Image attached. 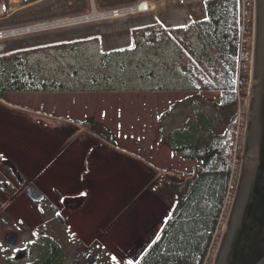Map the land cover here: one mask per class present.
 Returning a JSON list of instances; mask_svg holds the SVG:
<instances>
[{"label": "rangeland", "instance_id": "374dc122", "mask_svg": "<svg viewBox=\"0 0 264 264\" xmlns=\"http://www.w3.org/2000/svg\"><path fill=\"white\" fill-rule=\"evenodd\" d=\"M94 2L100 13L144 2H149L151 8L121 17L101 18L102 15L92 16L91 0L0 2V30L52 23L92 13L89 21L16 33L0 39V55L10 58L1 65L0 71L11 73L17 65L22 67L19 61L26 60L40 78L53 80L64 88V91L43 93H5L4 97H0V112L18 116L23 121L44 124L50 130L63 132L77 129L79 142L87 140L85 137L97 140L98 151L104 157L103 163H99L101 168L96 178L100 179V186L95 189L104 208L105 226L114 221L121 209L133 205L114 223V230L108 231L105 239L117 246L130 241L143 220V213L150 211L147 214L148 221H151L148 226L153 228L149 239L152 242L163 228L172 205V193L162 184L161 176H168L174 181L188 179L195 162L177 154L170 157V150L161 142L158 151L151 145L145 149L146 141L151 139V121L154 116L159 117V133L162 127L180 125L188 113L193 116L196 106L193 99L188 98L193 93L190 83L185 76L182 77V71L176 70L181 60L189 62L190 53H183L182 44L176 40L152 44L143 34L151 31L152 24L158 23L167 30L170 26H182L204 17L205 0ZM245 41H248L246 36ZM191 42L196 48L200 47L197 36L194 35ZM18 52H21V59L14 58ZM240 59L241 69L247 66L244 60L248 59L252 67V49L249 53L243 45ZM241 82L239 76L238 109L234 117L235 152L239 147L238 116L247 104L242 94L240 96ZM219 95L220 91H204L199 98L208 106L211 120L215 122L220 114L225 116V111L215 109L213 105ZM164 113L166 115L160 120ZM79 117L94 119L91 123L93 127L114 137L117 144L101 138L85 122L77 121ZM138 138L145 145L135 141ZM242 149L241 145L237 151L240 160ZM81 150L84 151L82 146L73 143L72 153ZM130 150L142 151L152 157L158 155L159 167L134 159L128 154ZM133 199L136 201L130 204ZM221 230H225V226ZM221 234L216 237V244L220 242ZM124 251L120 252L122 256Z\"/></svg>", "mask_w": 264, "mask_h": 264}, {"label": "trees", "instance_id": "16d2710c", "mask_svg": "<svg viewBox=\"0 0 264 264\" xmlns=\"http://www.w3.org/2000/svg\"><path fill=\"white\" fill-rule=\"evenodd\" d=\"M34 1L37 0L26 3ZM243 5L244 0H205L204 17L167 30L158 23L152 24L151 31L143 34L152 44L176 40L182 44V52L191 55L189 62L181 60L176 70L182 71L194 93L188 96L196 106L193 116L188 113L180 125L162 127L159 134L161 143L170 151L195 165L190 177L182 181L161 176L162 184L172 193L169 216L136 264H205L207 261L232 179L238 78L242 80L240 96L244 101L248 100L251 81V61L244 60L247 66L241 69L240 55L243 45L249 53L252 49L254 14L251 7L249 16L245 17ZM194 35L200 39V47L193 46ZM20 53L14 58L21 59ZM8 59L7 55H0V67ZM19 63L22 67L17 65L11 73L0 71V97L8 92L64 91L57 82L40 78L26 60ZM204 91H220L213 105L225 111V116L218 114L216 122L211 120L208 106L199 100ZM93 122L91 118L85 123L104 139L117 144L114 137L96 130Z\"/></svg>", "mask_w": 264, "mask_h": 264}, {"label": "flooded vegetation", "instance_id": "af4514ba", "mask_svg": "<svg viewBox=\"0 0 264 264\" xmlns=\"http://www.w3.org/2000/svg\"><path fill=\"white\" fill-rule=\"evenodd\" d=\"M76 135L77 129L50 130L0 112V264H136L153 242L150 211L130 241L107 242L105 235L133 205L105 226L95 189L104 156L97 140L79 142ZM73 143L84 151L72 153Z\"/></svg>", "mask_w": 264, "mask_h": 264}, {"label": "water", "instance_id": "95a60500", "mask_svg": "<svg viewBox=\"0 0 264 264\" xmlns=\"http://www.w3.org/2000/svg\"><path fill=\"white\" fill-rule=\"evenodd\" d=\"M91 1L94 12L95 2ZM254 3L251 81L241 167L212 264H264V0Z\"/></svg>", "mask_w": 264, "mask_h": 264}, {"label": "built area", "instance_id": "2783aa9c", "mask_svg": "<svg viewBox=\"0 0 264 264\" xmlns=\"http://www.w3.org/2000/svg\"><path fill=\"white\" fill-rule=\"evenodd\" d=\"M137 7H138V5L131 6V7L114 8V9H111L109 11L102 12V13L98 12L97 10L96 11L98 14L102 15L101 18H114V17L126 16L129 14H133V13H137V12H141V11H148L151 8L150 4H148V6H145L141 10L135 9ZM139 7H141V3L139 5ZM243 7H244L245 17H247L249 15V9L251 7L253 8V14H254V11H255L254 0H244ZM91 14L80 16V17H74V18L59 20V21L52 22V23L51 22L50 23H41V24H37V25H33V26L16 28V29H12V30H0V39L15 35L16 33L11 34L12 31H14V30H17V32H18L17 34H23L26 32L33 31V30L53 28V27H58V26H65V25H71V24L89 21L90 19H88V18ZM243 53L244 52H242V54ZM247 102H248V100H247ZM245 109L242 111V113H239L240 117L238 116L239 124H238V141H237L238 144H237V146H239V147L236 148V152H235L234 165H233V170H232V179H231V182L229 184L227 196H226V199L224 202V207H223V210H222V213L220 216L219 227H218V230L216 231V234H215V237L213 239L212 246H211V249H210V252L208 254V258H207V261L205 264H212L211 260H212V258H214L217 247L219 245V243L216 244V237L218 236L219 233L221 234L224 231V230H221V227H222V229H223V226H225V228H226L227 218H228L229 212L231 210V207H232V204L234 201V196H235V191H236V186H237V181H238V176H239L240 162H241L240 158H238L237 151H238V149L241 148V145L243 146V139H244L245 130H246L248 103L246 104ZM241 136H243L242 140H240Z\"/></svg>", "mask_w": 264, "mask_h": 264}, {"label": "crops", "instance_id": "0c3cea01", "mask_svg": "<svg viewBox=\"0 0 264 264\" xmlns=\"http://www.w3.org/2000/svg\"><path fill=\"white\" fill-rule=\"evenodd\" d=\"M149 3V2H148ZM153 116V115H152ZM158 120H159V117H157V116H154L153 118H152V121H151V125L153 126V127H151V129H152V134H151V139H149L148 141H146L147 142V146H145V149L146 148H149V146L151 145V147H154V149L155 150H159V142H161V137H160V134L158 133V131H157V127H158V125H159V122H158ZM135 141H138L139 143L141 142V140H140V138H138L137 140H135ZM113 144V143H112ZM142 145H145V143H142L141 142V146ZM157 150V151H158ZM148 152L149 153H151L149 150H148ZM171 153L169 154L170 155V157H174L175 155H176V153H174V152H172V151H170ZM128 154L131 156V157H133L134 159H137V160H139V161H141V162H144L145 164H156L157 166H158V163H157V158H158V155L156 156V157H152V156H147V155H145L142 151L141 152H136V151H132V150H130V151H128ZM151 155H152V153H151ZM156 162V163H155ZM159 167V166H158ZM161 168V167H160ZM135 200L136 199H133V201L132 202H130V204H132L133 202H135Z\"/></svg>", "mask_w": 264, "mask_h": 264}, {"label": "bare ground", "instance_id": "6f19581e", "mask_svg": "<svg viewBox=\"0 0 264 264\" xmlns=\"http://www.w3.org/2000/svg\"><path fill=\"white\" fill-rule=\"evenodd\" d=\"M148 4H149L148 2H144V3L141 4V6H142V7H143V6L145 7V6H148ZM139 5H140V4H139ZM139 5H138V7L135 8V9H137V10L140 9V10H141L142 8L139 7ZM144 7H143V8H144ZM98 15H101V14H98L96 11H94L93 14H92L93 17H97ZM92 16H91V17H92ZM85 19H86V18H85ZM12 33L14 34V33H18V32H17L16 30H14V31H12Z\"/></svg>", "mask_w": 264, "mask_h": 264}, {"label": "snow or ice", "instance_id": "6c2138e0", "mask_svg": "<svg viewBox=\"0 0 264 264\" xmlns=\"http://www.w3.org/2000/svg\"><path fill=\"white\" fill-rule=\"evenodd\" d=\"M112 259H113V260H116V257H113ZM117 264H119V262H117Z\"/></svg>", "mask_w": 264, "mask_h": 264}]
</instances>
